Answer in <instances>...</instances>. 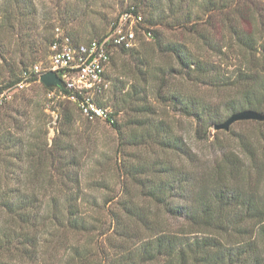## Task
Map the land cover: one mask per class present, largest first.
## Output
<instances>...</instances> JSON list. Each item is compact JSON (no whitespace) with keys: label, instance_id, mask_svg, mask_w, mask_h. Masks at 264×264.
Listing matches in <instances>:
<instances>
[{"label":"trees","instance_id":"trees-1","mask_svg":"<svg viewBox=\"0 0 264 264\" xmlns=\"http://www.w3.org/2000/svg\"><path fill=\"white\" fill-rule=\"evenodd\" d=\"M149 2L159 9L161 20L167 18L163 6L168 7L176 24L191 28L195 50L176 44L171 48L188 81L212 84L225 93L229 112L255 108L264 113V0ZM132 6L140 11L137 4L127 9ZM40 15L37 0H0V59L9 73L28 68L48 49L51 53L55 26L50 16ZM145 28L161 42L156 31ZM224 47V55L236 56L239 67L234 76L219 78L223 66L212 57ZM144 75L146 81L157 76L151 68ZM157 96L169 100L162 85ZM185 99L178 93L171 98L175 108L186 104L180 112L208 123L204 113L213 105ZM149 106L142 113L151 111ZM74 121L73 112L59 121V134L46 155L54 172L41 161L14 173L0 170V264H264L263 130L256 140L243 137L234 147L213 140L210 147L219 153L207 160L198 142L206 141L208 133L189 143L174 134L175 128H165L169 131L162 148L167 157L153 161L146 156L123 171L119 191L101 206L87 198L82 171L68 149L72 146L60 138V133L69 135ZM109 124L122 134L117 119ZM6 141L2 135L0 146L7 151ZM32 149L28 154L33 156ZM87 203L107 209L108 222L91 217Z\"/></svg>","mask_w":264,"mask_h":264},{"label":"rangeland","instance_id":"rangeland-1","mask_svg":"<svg viewBox=\"0 0 264 264\" xmlns=\"http://www.w3.org/2000/svg\"><path fill=\"white\" fill-rule=\"evenodd\" d=\"M37 2L41 19L43 16H50L51 19L49 17L48 19L54 23L55 29L61 27L77 42H88L95 37L103 36L110 28L111 22L120 17L130 5L140 6L144 21L135 26L137 32L135 46L115 51L106 72L109 87L96 95L102 105L116 113L123 132L121 134L105 120H89L74 102L58 90L51 94L42 82L32 83L24 89L13 87L10 91L11 96L0 106V142L3 135L4 140H7L3 146L9 148V151H6L0 146L2 153H5L0 154V170L10 169L12 172H18L24 164L27 167H35L38 161H41L39 164L48 172H54L55 167L50 165L51 159L48 160L46 155L53 149L54 139L59 134L61 116L65 117L67 112H73L75 121L73 125L68 126L69 135L62 134L61 137L60 133V138L67 139L72 146L68 149L74 152L75 160L79 164L75 168L82 171V186L89 193L87 198L91 203L97 202L103 206L106 199L119 191L118 188L124 181L120 176L123 171L138 165L146 156L151 157L153 161L167 157L162 148V143H165L168 137L166 133L169 131L165 128H175L174 134L183 135L189 143L193 137L197 138L199 134L205 137L208 133L206 141L198 142L200 153L206 155L207 160L215 159L219 153L210 147L213 140L220 144L230 142V147H234L236 140L239 141L243 137L256 140L258 132L264 131V125L260 123L259 125L260 121L253 119L236 121L228 129L215 127L235 111L229 112L230 102L224 98L227 95L219 93L212 84L193 85L185 78V69L171 48L176 44L182 46L181 49H186L187 45L194 51L192 44L195 38L192 37V33H188V29H191L189 26L182 27L174 22L172 18L174 13L168 7L166 10L163 6L167 18L161 20L159 9L149 0H37ZM216 17L219 20L222 18L217 11ZM143 26L156 31L162 38L161 42L159 43L154 35L147 34L148 31ZM216 37L219 39L220 33L216 34ZM169 45L170 48L167 47ZM225 50L224 47L223 53L215 51L212 57L214 62L223 66L219 78L234 76L239 67L238 58L232 54L226 57ZM49 54L48 49L47 55L43 53L34 63L43 67L48 66ZM148 68L155 70L157 76H151V79L146 81L144 73ZM22 71L23 69L19 68L15 74L9 73L0 59V84L7 85L19 78ZM161 85L162 93L169 99L167 102L161 101L157 96ZM174 93L184 96L185 101L194 98L202 104L203 100L211 103L213 110L204 113L208 123L180 112L185 103L179 102L175 108L171 100ZM148 105L151 111L145 110L142 113L141 108ZM133 120H139L140 123H133ZM204 123L207 125L203 126ZM159 126H162L163 130H158ZM31 149L33 156L28 154V150ZM7 155L11 162L7 161ZM182 202L178 201L180 204ZM89 205L84 204V207L91 217L108 222L107 209ZM106 227L108 228V223L105 229Z\"/></svg>","mask_w":264,"mask_h":264},{"label":"built area","instance_id":"built-area-1","mask_svg":"<svg viewBox=\"0 0 264 264\" xmlns=\"http://www.w3.org/2000/svg\"><path fill=\"white\" fill-rule=\"evenodd\" d=\"M135 7L126 9L120 17L111 22L108 31L101 37L88 42L74 41L61 27L55 29V39L51 44L50 63L24 69L14 84H0V106L11 96L13 87L24 89L35 82H42L44 73L53 71L63 80L62 87L51 91H59L74 102L80 112L89 120H105L114 123L117 116L107 106L99 104L97 96L109 87L106 78L107 68L117 49L133 48L137 39L135 26L144 21L140 11ZM147 34L151 35V32Z\"/></svg>","mask_w":264,"mask_h":264},{"label":"water","instance_id":"water-1","mask_svg":"<svg viewBox=\"0 0 264 264\" xmlns=\"http://www.w3.org/2000/svg\"><path fill=\"white\" fill-rule=\"evenodd\" d=\"M41 81L47 86H63L62 78L53 71L44 73L41 76ZM249 119L264 121V113L252 108L236 111L232 113L223 123L218 124L215 127L217 129H228L229 126L236 121Z\"/></svg>","mask_w":264,"mask_h":264}]
</instances>
